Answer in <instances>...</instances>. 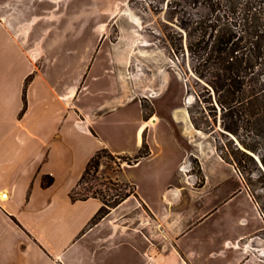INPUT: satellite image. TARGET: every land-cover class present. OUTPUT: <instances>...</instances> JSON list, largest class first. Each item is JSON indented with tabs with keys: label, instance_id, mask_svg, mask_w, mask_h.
I'll use <instances>...</instances> for the list:
<instances>
[{
	"label": "crops",
	"instance_id": "1",
	"mask_svg": "<svg viewBox=\"0 0 264 264\" xmlns=\"http://www.w3.org/2000/svg\"><path fill=\"white\" fill-rule=\"evenodd\" d=\"M117 19L0 0V264H264V215L234 165L192 149L190 114L127 99L111 50L101 76L81 58ZM90 75L105 83L89 107ZM144 143L118 174L134 192L92 224L102 198L73 197L89 161Z\"/></svg>",
	"mask_w": 264,
	"mask_h": 264
},
{
	"label": "rangeland",
	"instance_id": "2",
	"mask_svg": "<svg viewBox=\"0 0 264 264\" xmlns=\"http://www.w3.org/2000/svg\"><path fill=\"white\" fill-rule=\"evenodd\" d=\"M72 1L78 6L81 18L118 16L116 22L110 21L105 26L107 30L103 36L96 31L95 38L89 40L94 46L93 53L81 57L89 66L95 63L93 73L102 75L103 68L98 65L106 63L102 60L104 53L111 50L116 71L124 79L123 91L127 99L141 100L146 108L156 110L151 102L153 99L158 103L159 113L188 112L190 121L184 126L190 130L192 149L199 144L206 157L219 154L234 165L236 175L246 184L264 215V128L256 127L257 124L264 127V111L253 116L252 101L245 98L244 103H237L227 88L218 90L212 82V69L201 60L202 41L211 33L208 25L218 14L213 13L215 3L223 2L221 5L225 8L227 2ZM141 50L145 56L139 53ZM111 56L109 53L108 62H112ZM225 64L224 60L218 61L213 74L224 76ZM95 80L93 75L89 78L90 90L84 97L89 107L96 103L100 87L105 83ZM100 162L99 170L96 172L92 168L85 175L73 197L99 196L113 205L119 200L118 196L134 191L130 184L118 180V174L136 161L106 152L101 155ZM190 165L195 172L201 173L199 160L192 159Z\"/></svg>",
	"mask_w": 264,
	"mask_h": 264
},
{
	"label": "trees",
	"instance_id": "3",
	"mask_svg": "<svg viewBox=\"0 0 264 264\" xmlns=\"http://www.w3.org/2000/svg\"><path fill=\"white\" fill-rule=\"evenodd\" d=\"M209 1L211 4L217 2V0ZM226 2L225 8H222L223 2L215 3L213 13L218 14L212 19L211 25H208L211 33L205 36L202 41L204 44L201 60L207 64L208 68L212 69V82L216 88L218 90L227 88L234 102L244 103L245 98L252 101L254 104L252 115L257 116L264 111V0H225ZM214 14L213 16H215ZM220 60L226 62L223 68L224 76L220 73L213 74V70L216 69L217 62ZM228 63L229 65H227ZM256 127L260 128L259 130L264 128L260 124H257ZM106 152L112 154L109 149L103 148L89 161L82 180L92 168L96 172L99 170L101 155ZM149 152L148 144L144 143L139 154L134 157L136 163L147 156ZM118 158L131 159V157L125 156H118ZM251 159L255 161L252 156ZM52 182V177L44 178V186H49ZM132 192L126 193L122 197L118 196L119 200L113 205H109L102 198L104 204L92 220V224L100 221ZM90 197L99 196L80 199Z\"/></svg>",
	"mask_w": 264,
	"mask_h": 264
},
{
	"label": "bare ground",
	"instance_id": "4",
	"mask_svg": "<svg viewBox=\"0 0 264 264\" xmlns=\"http://www.w3.org/2000/svg\"><path fill=\"white\" fill-rule=\"evenodd\" d=\"M136 20H137V21H136L137 24H139V23H140V20H139L138 18H136ZM139 53H140L142 56H145V55H146V53L143 52L142 50L139 51ZM151 122H152L153 124H157V123L159 122V118H158L157 116H155V117L152 118ZM82 126H83V125H82Z\"/></svg>",
	"mask_w": 264,
	"mask_h": 264
}]
</instances>
